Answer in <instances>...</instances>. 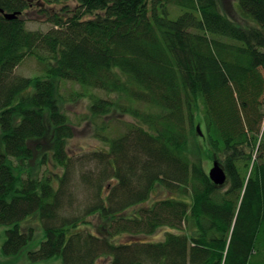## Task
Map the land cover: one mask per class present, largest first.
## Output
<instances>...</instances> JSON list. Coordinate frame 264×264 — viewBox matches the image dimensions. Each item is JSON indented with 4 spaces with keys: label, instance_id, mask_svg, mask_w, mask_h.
Segmentation results:
<instances>
[{
    "label": "trees",
    "instance_id": "trees-1",
    "mask_svg": "<svg viewBox=\"0 0 264 264\" xmlns=\"http://www.w3.org/2000/svg\"><path fill=\"white\" fill-rule=\"evenodd\" d=\"M31 1L0 0L3 255L264 264V0H238L246 28L218 0H46L47 32L27 29ZM69 1L75 8L54 10ZM28 58L41 75L15 74ZM82 98L102 147L71 155L65 106ZM113 115L131 121H105ZM211 160L227 173L222 187L208 176ZM74 172L91 196L84 207ZM164 228L176 232L145 239Z\"/></svg>",
    "mask_w": 264,
    "mask_h": 264
},
{
    "label": "rangeland",
    "instance_id": "rangeland-1",
    "mask_svg": "<svg viewBox=\"0 0 264 264\" xmlns=\"http://www.w3.org/2000/svg\"><path fill=\"white\" fill-rule=\"evenodd\" d=\"M46 0H32L33 8L30 10H27L24 12L22 17L27 22V29L31 31H43L47 32L52 28V25L48 22L47 18L42 16V13H40V9L42 7H47L46 4H42ZM220 5V10L223 14L230 17L232 20H234L239 26L246 28V26L252 25V22L248 19L244 20L241 16V13L238 8V0H218ZM38 3H41L43 5H38ZM64 5H68L70 8H75L76 3L69 1L62 3V5H57L55 7V11H59L63 8ZM16 75L24 76V77H33L37 75H41L43 72L42 66L38 64V62L33 58L26 59L19 67L16 68L14 71ZM73 89L75 91H79V86H72L71 84L68 85L67 89ZM92 94L100 95L103 97H108L109 95H104L99 92H92ZM110 98H115L113 95L109 96ZM89 105L90 100L89 98H82L79 99L73 103H70L65 106V112L69 115L72 121L73 131H74V138L69 142V152L71 155L80 154L82 152L90 151L98 147H102V143L100 140H98L95 137L96 133V125L92 123L89 119ZM202 110V109H201ZM196 125L197 127L200 126V132L203 134L205 132V122L202 112L196 114ZM114 118H119L122 121H131L130 117H120L117 115H113L112 117H108L105 119L107 122L108 120H112ZM116 121V120H113ZM117 124V122H115ZM114 125V123L112 122ZM119 125V124H118ZM121 130L123 131L124 128L121 127ZM199 133V132H198ZM200 135V133H199ZM201 136V135H200ZM202 137V136H201ZM200 143L203 145V142L200 141ZM39 157L36 158L35 161L31 162V167L34 169H38L39 167ZM213 165V161L206 162L205 166L207 167V172L210 170V168ZM52 166H50L51 168ZM49 168V169H50ZM54 171L53 169H51ZM71 186L72 191L76 195V203L78 206L84 207L86 203L90 201V193H88L83 185L80 182V178L78 175V172H74L71 179ZM163 195L155 196V199L161 198ZM91 221L96 223L97 220L94 218H91ZM8 228L6 226L0 227V264H61L60 260H51V261H44V262H37L32 263L27 257L28 248H26L25 251H23L19 256L17 257H6L2 253V247L6 239V230ZM40 233L37 234L35 241L30 245L29 249H35L38 245V242L42 239V229H40ZM176 232L173 229L164 228L154 234L153 236H146L145 239L149 241H161L164 239L166 232ZM132 240V238L129 237H123L122 239H119V242L125 243ZM106 261H102V263H105Z\"/></svg>",
    "mask_w": 264,
    "mask_h": 264
},
{
    "label": "water",
    "instance_id": "water-1",
    "mask_svg": "<svg viewBox=\"0 0 264 264\" xmlns=\"http://www.w3.org/2000/svg\"><path fill=\"white\" fill-rule=\"evenodd\" d=\"M4 16L8 20H14L18 18L19 14H16V13L5 14ZM197 130L201 134L200 126L197 127ZM208 176L211 179V181L217 186L222 187L227 183V178H228L227 173L225 169L222 167L221 163L217 160L213 161V165L208 171Z\"/></svg>",
    "mask_w": 264,
    "mask_h": 264
}]
</instances>
